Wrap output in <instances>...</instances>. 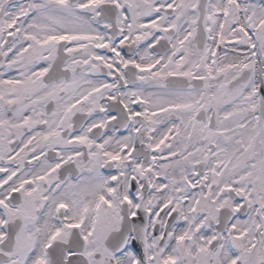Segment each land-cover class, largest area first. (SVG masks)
Returning a JSON list of instances; mask_svg holds the SVG:
<instances>
[{
  "label": "snow or ice",
  "instance_id": "obj_1",
  "mask_svg": "<svg viewBox=\"0 0 264 264\" xmlns=\"http://www.w3.org/2000/svg\"><path fill=\"white\" fill-rule=\"evenodd\" d=\"M0 264H264V0H0Z\"/></svg>",
  "mask_w": 264,
  "mask_h": 264
}]
</instances>
